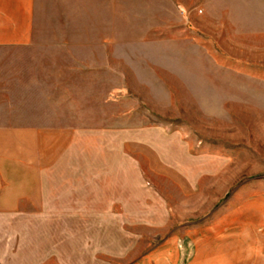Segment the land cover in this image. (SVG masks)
<instances>
[{
	"label": "rangeland",
	"instance_id": "374dc122",
	"mask_svg": "<svg viewBox=\"0 0 264 264\" xmlns=\"http://www.w3.org/2000/svg\"><path fill=\"white\" fill-rule=\"evenodd\" d=\"M41 3L32 42L0 52V108L44 113L47 133L11 141L44 146L96 208L119 192L144 231L133 257L154 248L133 223L157 205L176 228L264 194V0Z\"/></svg>",
	"mask_w": 264,
	"mask_h": 264
},
{
	"label": "crops",
	"instance_id": "0c3cea01",
	"mask_svg": "<svg viewBox=\"0 0 264 264\" xmlns=\"http://www.w3.org/2000/svg\"><path fill=\"white\" fill-rule=\"evenodd\" d=\"M41 1L0 0V52L32 42ZM46 127L44 113L21 120L13 107L0 108V264H264V194L234 196L208 219L176 228L167 207L157 205L156 219L133 223L150 228L154 248L133 257L144 231L128 232L119 192L96 208L94 192L63 189L62 171L47 170L44 146L12 142L15 135H45ZM15 150L27 157L15 158ZM15 165L24 174L15 176Z\"/></svg>",
	"mask_w": 264,
	"mask_h": 264
}]
</instances>
